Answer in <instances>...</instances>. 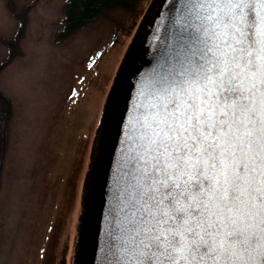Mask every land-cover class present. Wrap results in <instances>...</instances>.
<instances>
[{
    "label": "snow or ice",
    "instance_id": "snow-or-ice-1",
    "mask_svg": "<svg viewBox=\"0 0 264 264\" xmlns=\"http://www.w3.org/2000/svg\"><path fill=\"white\" fill-rule=\"evenodd\" d=\"M171 9L122 129L106 264H264V0Z\"/></svg>",
    "mask_w": 264,
    "mask_h": 264
},
{
    "label": "rangeland",
    "instance_id": "rangeland-1",
    "mask_svg": "<svg viewBox=\"0 0 264 264\" xmlns=\"http://www.w3.org/2000/svg\"><path fill=\"white\" fill-rule=\"evenodd\" d=\"M67 1L0 0V89L13 105L0 150V264H73L98 122L151 0L61 37Z\"/></svg>",
    "mask_w": 264,
    "mask_h": 264
},
{
    "label": "water",
    "instance_id": "water-1",
    "mask_svg": "<svg viewBox=\"0 0 264 264\" xmlns=\"http://www.w3.org/2000/svg\"><path fill=\"white\" fill-rule=\"evenodd\" d=\"M175 0H151L117 69L91 147L84 179L73 264H106L108 213L121 160L122 129L138 84L156 66L170 30Z\"/></svg>",
    "mask_w": 264,
    "mask_h": 264
},
{
    "label": "trees",
    "instance_id": "trees-1",
    "mask_svg": "<svg viewBox=\"0 0 264 264\" xmlns=\"http://www.w3.org/2000/svg\"><path fill=\"white\" fill-rule=\"evenodd\" d=\"M124 5L135 7L133 0H68L64 18L62 37L75 31L107 11L111 7ZM2 38H0L1 40ZM3 64H0V68ZM13 114V105L8 94L0 89V150L4 153L8 145L9 125Z\"/></svg>",
    "mask_w": 264,
    "mask_h": 264
}]
</instances>
